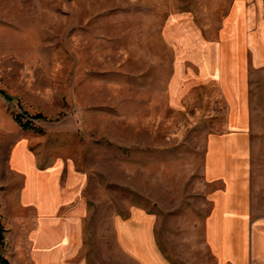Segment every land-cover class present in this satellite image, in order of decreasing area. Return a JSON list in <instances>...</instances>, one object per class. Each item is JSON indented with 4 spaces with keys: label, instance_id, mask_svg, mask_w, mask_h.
<instances>
[{
    "label": "rangeland",
    "instance_id": "374dc122",
    "mask_svg": "<svg viewBox=\"0 0 264 264\" xmlns=\"http://www.w3.org/2000/svg\"><path fill=\"white\" fill-rule=\"evenodd\" d=\"M233 4L239 29L259 38L251 110L262 130L264 0H0V91L11 97L0 95L1 161L24 138L43 165L83 177L87 264H138L118 228L140 217V236L146 214L164 261L210 264L204 143L226 102L200 66Z\"/></svg>",
    "mask_w": 264,
    "mask_h": 264
},
{
    "label": "crops",
    "instance_id": "0c3cea01",
    "mask_svg": "<svg viewBox=\"0 0 264 264\" xmlns=\"http://www.w3.org/2000/svg\"><path fill=\"white\" fill-rule=\"evenodd\" d=\"M234 5L223 16L216 42L202 53L206 57L200 66L215 75L211 77L226 102L223 129L205 136L202 184L207 211L202 232L210 264H264V158L257 138L264 129L255 127L251 110V88L261 82L252 75L260 69L252 47L259 38L239 29L242 16ZM8 134L1 126L0 135ZM3 149L0 259L8 264H87L82 254L89 211L83 177L58 162L43 165L24 138L7 146L5 161ZM145 217L140 236V217L130 222L137 221L136 228L119 223L120 247L138 264H168L156 249L153 217ZM142 249L146 258L139 253Z\"/></svg>",
    "mask_w": 264,
    "mask_h": 264
},
{
    "label": "trees",
    "instance_id": "16d2710c",
    "mask_svg": "<svg viewBox=\"0 0 264 264\" xmlns=\"http://www.w3.org/2000/svg\"><path fill=\"white\" fill-rule=\"evenodd\" d=\"M0 95H2V96L4 97V99H6V100H8V101L11 100V97L8 96V95H7L5 92H3V91H0ZM36 117H38V116H36ZM14 120H15L16 122H18V123H21L20 117L17 116V115L14 116ZM21 126H22L23 128H26V126H25L24 123H21ZM0 264H8V263H7L4 259H0Z\"/></svg>",
    "mask_w": 264,
    "mask_h": 264
}]
</instances>
